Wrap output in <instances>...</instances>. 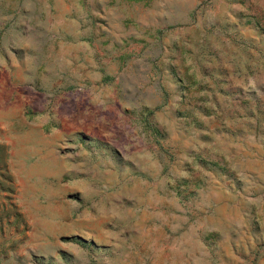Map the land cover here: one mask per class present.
<instances>
[{
	"label": "rangeland",
	"instance_id": "obj_1",
	"mask_svg": "<svg viewBox=\"0 0 264 264\" xmlns=\"http://www.w3.org/2000/svg\"><path fill=\"white\" fill-rule=\"evenodd\" d=\"M0 264H264V0H0Z\"/></svg>",
	"mask_w": 264,
	"mask_h": 264
}]
</instances>
